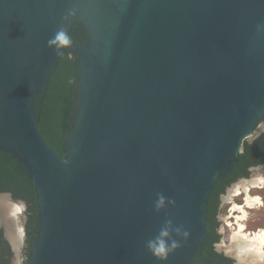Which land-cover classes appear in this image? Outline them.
Here are the masks:
<instances>
[{"label":"water","instance_id":"1","mask_svg":"<svg viewBox=\"0 0 264 264\" xmlns=\"http://www.w3.org/2000/svg\"><path fill=\"white\" fill-rule=\"evenodd\" d=\"M79 19L91 41L67 45L79 112L61 157L35 100L67 49L48 41ZM263 118L264 0H0V150L38 201L25 264H192L216 180ZM169 221L160 260L147 244ZM13 222L0 201L9 239Z\"/></svg>","mask_w":264,"mask_h":264},{"label":"trees","instance_id":"2","mask_svg":"<svg viewBox=\"0 0 264 264\" xmlns=\"http://www.w3.org/2000/svg\"><path fill=\"white\" fill-rule=\"evenodd\" d=\"M75 28L73 35L77 37H71V39L83 41V37L86 35L84 25L78 23ZM80 68L81 62L78 54L75 51L65 49L59 55L58 62L53 67L48 85L35 100L38 129L46 142L61 157H64L68 150L65 138L78 117L79 106L77 100ZM262 122H264V118ZM257 166H264V131L253 140L243 142V148L232 169L216 180L209 201L205 205L207 220H209L207 223L209 235L213 233L217 214L222 211L219 210L220 196L239 179L251 177V168ZM3 192H9L13 199L24 200L26 203L27 210L24 219L26 230L24 255L26 262L38 236V201L33 181L29 177L26 167L11 154L0 150V193ZM202 249H204L205 254H211L218 258L219 264H232L228 259L216 256L211 241H206ZM11 255V245L5 238L4 228L1 227L0 264H10ZM193 264H196V261Z\"/></svg>","mask_w":264,"mask_h":264},{"label":"rangeland","instance_id":"3","mask_svg":"<svg viewBox=\"0 0 264 264\" xmlns=\"http://www.w3.org/2000/svg\"><path fill=\"white\" fill-rule=\"evenodd\" d=\"M264 131V122H261L258 125V128L255 130V133L247 140H253L256 136H258L261 132ZM260 176H264V166H257L252 169L251 177L248 179L242 178L238 180L237 182L233 183L231 187L228 188L227 193L223 197V203H222V211L220 213V218L222 219V226H223V238H222V244L229 246L234 241V234H235V228L234 226V217H232V213L234 215L238 214L237 210H233V206L235 204H243L245 202V194H240L238 196L232 195L233 190L236 186L241 184L243 180H251L256 179ZM251 194L258 195L262 199V202H264L263 194H264V187L262 188H252ZM4 195H0L2 197ZM5 199V198H4ZM3 200V199H2ZM6 200V201H5ZM4 200V205L7 206V213L9 216H12L14 222H13V234L18 235L20 233V230L22 229V224L24 222L26 213V206L22 201H13L11 197ZM240 201H242L240 203ZM264 203L259 208L256 209H248L249 217L246 221V224L249 225L251 231L258 232V229H264ZM20 207H19V206ZM16 210V211H15ZM231 225V226H230ZM11 231V232H12ZM15 235V236H16ZM9 240V243L13 249V253L10 257L11 264H25V255H24V247H25V236L21 234V239H18L17 246L13 244L14 242L7 238Z\"/></svg>","mask_w":264,"mask_h":264},{"label":"bare ground","instance_id":"4","mask_svg":"<svg viewBox=\"0 0 264 264\" xmlns=\"http://www.w3.org/2000/svg\"><path fill=\"white\" fill-rule=\"evenodd\" d=\"M262 187H264V176H260L251 180H243V182L236 186L232 192V195L234 196H238L243 193L245 194V202L243 204H235L233 206V210H237L238 212V214L235 215L236 221L234 222V225L237 228L234 234V246L242 257H245L246 259L249 257V259H252V261L256 264H264V260H261L260 254L255 251H250L249 249L260 248L264 246V229L254 232L253 234H248L246 232V221L249 217L248 209L259 208L263 203L260 196L251 194V189ZM4 200L5 199H0V201L3 202ZM21 230L18 235L15 234L16 236L9 231L10 238L16 246L18 239H21Z\"/></svg>","mask_w":264,"mask_h":264},{"label":"flooded vegetation","instance_id":"5","mask_svg":"<svg viewBox=\"0 0 264 264\" xmlns=\"http://www.w3.org/2000/svg\"><path fill=\"white\" fill-rule=\"evenodd\" d=\"M78 23H82L83 25L85 24L83 21H81L80 19L77 21V22H73L67 29H66V35L67 37L69 38L70 40V43L68 45H71L72 42H75V44H78V43H85L87 45L90 44V36H89V32H88V28L84 25L85 29H86V35L83 37V41L79 40L78 41H74L71 39V37H77L75 35H73V33H75V26L78 24ZM67 47V46H66ZM67 49H69L67 47ZM71 51H74L73 49H69ZM255 167H252L251 169H253ZM242 179V178H241ZM240 180V179H239ZM233 185V184H232ZM231 185V186H232ZM229 186V187H231ZM228 187V188H229ZM228 188L227 190L220 196V206H219V210H222V203H223V197L224 195L227 193L228 191ZM3 193H6V192H3ZM8 194L11 195V193L7 192ZM11 199L13 201H22L25 206H26V203L24 202V200H15L13 199L12 195H11ZM264 203V202H263ZM264 206V204H263ZM27 210V209H26ZM26 210H25V213H26ZM232 217H234V222L236 221L235 220V215L232 213ZM217 221L215 224V227H214V230H213V233L211 235L208 234V231H207V239L205 240V243L206 241H211L212 242V248H213V251L214 253L216 254V256H221L223 258H226L228 259L232 264H256L255 262L252 261V259H249V257L246 259L245 257H242L238 252H237V249L235 248L234 246V241L232 244H230L229 246H226V245H223L222 244V238H223V226H222V219L220 218V213L217 214ZM209 220H207V223H208ZM217 222H218V225H217ZM233 222V223H234ZM211 223V222H210ZM247 225V224H246ZM231 226V225H230ZM235 228V230L237 229L236 226L234 225L233 226ZM250 226L247 225V228H246V232L248 234H253L254 232L256 231H251V229L249 228ZM22 229L24 231V234L23 236H25L26 238V230H25V225H24V222L22 224ZM261 229L259 228L258 231H260ZM5 238L7 239V237L5 236ZM8 240V239H7ZM9 241V240H8ZM204 243V245H205ZM203 245V247H204ZM202 247V248H203ZM201 248V249H202ZM199 250L198 254L195 256V258L193 259V263H195L196 261V264H219L220 261L218 258H216L215 256L211 255V254H205L204 252V249L202 250ZM11 251L13 253V249L11 247ZM254 253V252H253ZM11 264V262H10Z\"/></svg>","mask_w":264,"mask_h":264},{"label":"clouds","instance_id":"6","mask_svg":"<svg viewBox=\"0 0 264 264\" xmlns=\"http://www.w3.org/2000/svg\"><path fill=\"white\" fill-rule=\"evenodd\" d=\"M50 47H56L57 50L67 46L70 43L69 38L63 30L58 31L49 41ZM164 197L160 196L157 200V208L161 207L164 203ZM19 206V205H18ZM20 207V206H19ZM16 211V210H15ZM234 221V219H233ZM171 225V221L168 222V226L162 228L160 233L154 239L148 241L147 247L148 250L155 256L157 259L166 260L168 253L175 249L178 246V242L175 240H169V227ZM179 232V229H176ZM185 236L188 234L185 232ZM250 251H255L260 254L261 260H264V246L260 248L249 249Z\"/></svg>","mask_w":264,"mask_h":264}]
</instances>
